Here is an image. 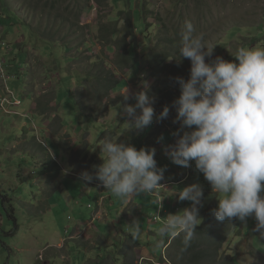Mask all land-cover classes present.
<instances>
[{"label":"rangeland","instance_id":"1","mask_svg":"<svg viewBox=\"0 0 264 264\" xmlns=\"http://www.w3.org/2000/svg\"><path fill=\"white\" fill-rule=\"evenodd\" d=\"M52 5L51 0H0V26L4 28L0 27V31L7 32V35L12 34L14 44L10 47L15 49V57H17L15 62L12 55H7L6 51L0 49V55L7 58L10 68L14 63L17 67V70L11 69L10 75L13 77L2 75L3 71L0 70V91L5 94L2 84L10 86L15 96L24 100L25 106L30 102L29 97L25 95L26 87L29 86L28 91L32 90L34 102L38 101L39 104L44 105L45 102L50 101L52 107L44 118L33 112L32 120L22 115L7 114L0 107V264H50V262L51 264H101L104 260V264H142L144 258H152L157 262L156 264L159 261H163L161 264H171L170 256L175 255L174 251L178 248L176 244L173 247L165 246V254L161 257L151 256L161 254L164 242H159V238L166 236V233L161 232L163 224L149 225L150 229L158 230V236L151 235L147 228L144 233L139 231L134 241L126 244L127 239L122 232L132 234L133 228L126 219L129 220L128 215H132L128 211L136 209V206L131 203L122 208L124 200L114 196L112 203L116 206L111 209L109 217L110 210L107 206L111 207L110 198L101 201V203L107 202V206L102 204V207H98L101 190L96 188V183L81 181L79 175L83 171L94 173V166L103 163L100 148L105 137L109 140L120 138L121 142L134 146L141 145L156 149L157 165L165 169L166 177V180L160 182H168L166 189L175 193L188 185L199 184L203 189L202 207L209 208L214 202L218 205L216 199L218 197L212 193L211 186L203 175L195 170L194 163L192 167H180L173 164L165 155V146L175 144L176 138L172 133L178 128L173 125L169 131L164 130L161 135L163 136L161 145H153L151 129L154 127L150 125L143 131L129 130V126L125 123L129 122L130 118L123 112L122 105H116V100L121 98L123 100L125 90L128 89L130 97L128 100L134 102V94L142 91L144 83H147L153 90L162 91L157 93L152 90L156 98L153 105L155 113L159 115L165 106L171 107L173 99L180 95L179 85L170 89L165 82L170 76L173 79L183 77L187 80L190 73V60H180L177 54L180 45L172 48L170 46L172 42L181 41L186 20H190L194 25L193 35L202 34L208 47L210 49L215 47L210 59L219 56L232 61L228 59L232 57L230 53L234 54L238 47L264 45V0H115L114 2L61 0L57 4L59 10L55 13L51 11ZM67 7L72 13L64 11ZM121 13L123 15H120L116 23L119 35L110 38L111 36L107 34L113 44L112 47L108 45L107 48L98 30L103 31L104 24L112 25L111 21H115ZM127 15L133 16L139 35L144 33V23L158 26L154 29L153 39L147 47L143 45L145 35L137 38L136 43L141 46L137 52V59L140 60L141 65L131 73L134 77L139 75L137 79L125 70L120 73V79L126 85L120 86L117 92L109 94V98L105 99V94H100L99 102L102 103H98L97 107L103 106L107 99L106 102L111 104V107L104 111L94 108L95 104L92 102V83L96 80H87L83 84L82 74L92 68L94 62L89 59L91 56H106L109 58L111 70L114 69L117 56L124 54V51H118L116 42L123 36L125 24L123 20ZM66 22L82 28L78 33L85 35L88 40L87 47L91 52L86 51L84 47L81 50L75 48L77 34H71L65 26ZM49 28L55 34L50 33ZM1 40L9 44L8 38L2 37ZM160 40L168 45L167 50L171 53V58H174V55L177 61L169 59L167 66L170 70L164 71L158 79H154L147 63V56L156 48ZM44 43L50 44V52L44 51ZM64 43L68 44L70 51L63 50ZM127 43L128 46L133 44L131 39ZM128 46L126 49L130 51ZM1 48L7 51L9 49L6 45H2ZM17 49L21 53H18ZM173 49L176 51L173 52ZM206 62H209V58H206ZM142 67L145 72L142 71ZM44 86L49 87L51 91L44 88L45 92L39 99L36 98L37 90L42 91ZM170 93L172 95H168ZM57 100L63 102V106L57 105ZM77 101L83 106L84 115L80 114ZM22 106H18V109L22 110ZM60 114L69 119V126H64ZM51 115L57 116L55 120L50 118L52 123L48 119ZM170 115L166 124L171 122V117L173 121L176 113ZM89 116L97 120L88 118ZM159 128L164 129L165 126ZM43 148H48L49 151ZM53 159L67 175L61 171L55 172ZM49 169L54 171L56 177V180L51 181L50 184L49 178L43 175L44 171ZM186 175L189 179L187 183L169 185ZM111 194L115 195L112 192ZM104 195L107 197V194ZM135 204L144 208L139 224L148 227V218H153L158 211L157 196L140 194L136 196ZM190 206L189 201H180L176 195L172 200L164 201L161 205L168 210L166 217L179 213L175 207L180 208L181 212ZM122 209L125 214H122ZM97 210L102 213L97 214L98 221L93 223L91 220ZM124 217L126 219L122 221ZM80 222L83 223V227H88L87 232L79 233L80 237L96 238L91 248L83 249L72 240L75 227ZM254 223L255 219L249 217L246 223L241 222L239 230H233L231 240L222 247L218 263L225 261V258L235 259L243 256L247 252L253 253L256 257L255 263L260 259V254L255 253L253 249V247L260 248L256 242L258 239L250 233ZM96 228L102 231L101 237L104 239L108 237L106 232L109 230L112 232L111 238L105 242L109 248L98 242L100 234ZM142 229L143 227L140 230ZM114 231L122 235L119 244L118 236ZM175 232L169 233L168 237ZM63 240L68 242L58 245ZM143 243L150 246L147 251L144 246H136ZM31 244L33 248H30L28 253L23 252L27 251ZM97 245L99 250L96 248ZM54 246L64 248L62 250L48 248L47 253L41 255L44 256L45 263L38 262L40 252ZM116 253L123 257L119 262L114 257ZM99 255H102L103 261Z\"/></svg>","mask_w":264,"mask_h":264},{"label":"clouds","instance_id":"2","mask_svg":"<svg viewBox=\"0 0 264 264\" xmlns=\"http://www.w3.org/2000/svg\"><path fill=\"white\" fill-rule=\"evenodd\" d=\"M140 15L143 18L141 12ZM1 28L4 29L3 27ZM194 32L193 23L190 20H186L182 29L178 55L181 58L180 60H190L191 67L187 80L183 77L174 78L177 83L174 84V87L179 85V97L172 102L171 107L165 106L162 112L157 115L153 107L156 98L154 95H150L151 87L147 83H144L143 90L134 94V102L129 105L121 104L123 112L130 118L129 122L125 124L129 126V130L136 131H143L146 127L152 125L154 129H151V132H153L151 142L157 146L161 145L159 142L163 140V136H161L162 132L164 130L169 131L173 125L176 126L178 129L172 133V136L176 138L175 144L165 146V155H167L173 164L180 167H192L194 163L195 170L203 175L204 179L211 186L212 193L215 197H218L216 198L218 205L214 202L210 206L216 207L212 209L211 214L220 222L227 221L232 223L236 219L240 224L241 222L246 223L249 217H253L256 222V227L253 231L259 233L261 238H264V45L257 44L252 47H238L234 54L230 53L234 58L232 61H227L219 56L215 57V59H210L213 56L215 47L210 49L203 35H193ZM6 33L0 31V40L2 37L8 38L9 44H5L1 40L0 49L6 51L7 55H12L16 62L17 57L13 53V48L10 47V45L14 44L11 37L12 34L8 33L7 35ZM142 35L145 34L139 35L138 33V37ZM2 45H6L9 48L8 51L2 49ZM87 50L91 52L89 48ZM17 51L20 52L19 49ZM206 58H209V62H206ZM1 65H6L10 68L9 61L2 55H0ZM140 65L139 60V67ZM10 69L16 70V64L14 63ZM0 70L3 71L2 69ZM133 71L134 69L129 72L130 76H132L131 73ZM142 71L145 72L143 67ZM82 76L84 75L82 74ZM138 76L132 77L137 79ZM83 78L84 84L88 79L85 76ZM142 78H145V76H142ZM118 80L122 83L120 74L118 75ZM2 85L5 94L0 91V107L9 114V111L13 110L10 108L12 103L9 97H13L14 93L10 86ZM122 85H126V83L123 82ZM44 88L51 91L49 87L44 86L42 91L39 90L40 97L45 92ZM4 96L5 98H3ZM129 98V92L126 89L124 99L128 100ZM22 103L23 101H19L15 105L18 107ZM61 104L60 100H57V105ZM80 105L79 103V111L82 114ZM38 106L42 107V104H38ZM108 108V104L104 103L103 106L97 109L106 111ZM170 108H172V112H170ZM42 110L44 118L45 113L52 110V108L47 107ZM172 113L173 115L176 113L173 121L172 117L170 118L173 124L171 122L166 124L169 115ZM55 117H53L54 120ZM59 117L64 126L70 125L68 118L62 117L61 114ZM88 118L97 120L91 116ZM49 122L52 123V120L50 119ZM162 125L165 126L164 129L159 128ZM104 139L100 148V152L103 154L101 155L103 163L94 166V173H89L88 171L81 172L79 179L86 183H96V188L99 190L104 189L108 198H110V195L122 198L124 200L123 206L121 205L122 207L133 203L131 199L140 194L157 196L159 207L157 214L153 218H148L150 224H163L164 227L161 229V232L166 233V235L168 232L178 230L172 234V238L167 237L160 256H151L161 257L162 254H165V246L173 247L175 245V243L173 244L174 239L179 236V233H186L185 242L187 243L192 238L201 220L199 207L203 206L202 187L199 184L188 185L183 189L177 190L175 193L167 189V193L169 194L167 196L166 193H162L164 191L162 189H166L168 182H160L166 180L164 176L165 169L158 167L155 159L156 149L154 147L134 146L130 143L121 142L120 138L118 140H109L105 137ZM44 150L49 151L48 148ZM53 160L55 162V172L61 171V173L66 174L58 162L55 159ZM43 175L49 178V184L52 183L51 181L56 180L54 171L50 169L45 170ZM188 180V176L186 175L183 178L180 177L177 182L169 183V185L185 184ZM111 192L115 195H112ZM102 195L98 207H102V204L107 206V202L101 203L104 200L102 199ZM175 195L179 197L180 201H189L191 206L183 209L181 212L180 208L175 207V210L179 213L170 214L166 217L168 210L161 207L162 202L172 200ZM112 200L110 198L111 202ZM107 207L110 210L109 215L111 216L112 208ZM141 207L143 208V206ZM99 212L97 210L91 222L98 221L97 214ZM123 219L126 218L124 217L121 220L123 221ZM126 221L131 224L133 228L132 235L135 238L140 231L139 221L134 220L131 222L127 219ZM239 226L234 230H239ZM96 230L100 234L98 242L108 247V245H105V242L111 238L112 232L110 230L106 232L108 237L104 239L101 237L103 235L102 231L97 228ZM87 231L88 227H83V223L80 222L75 227L72 236V240L83 249L91 248L92 243L96 241V238L93 236L87 239L80 237L79 233ZM106 231H108V228H106ZM114 232L117 236L121 235L117 231ZM124 233L122 232V235ZM229 240H231V237L227 241ZM66 242L68 241L63 240L58 245L65 244ZM256 242L259 245V242ZM98 246L96 247L97 250ZM259 247H253L256 251L255 253L263 254L260 245ZM30 248H33L32 244L28 247L27 251L23 252L28 253ZM48 248L62 250L64 247H47L40 252L38 262L43 261L45 263L44 256L41 255L47 253ZM174 252L176 254L170 256L171 264H175L172 258L177 255L178 249ZM246 255L250 257L243 258L244 264H255L256 257L253 253L247 252L243 256ZM119 258V261L123 259L120 256ZM143 261L142 264L148 262L152 264L157 263L152 258H144ZM161 262L163 261H159L158 264H161Z\"/></svg>","mask_w":264,"mask_h":264},{"label":"trees","instance_id":"3","mask_svg":"<svg viewBox=\"0 0 264 264\" xmlns=\"http://www.w3.org/2000/svg\"><path fill=\"white\" fill-rule=\"evenodd\" d=\"M51 1L53 2V5L51 6V8H52L51 11L53 13L58 12L59 8H58L57 4H58V1H61V0H51ZM88 1H90V0H88ZM111 1L114 2L115 0H111ZM64 11L66 13H72L70 11L69 7L65 8ZM128 13H130V15H131L130 11ZM120 15H123V13L119 14L115 18V21L114 20L111 21V23H112L111 26L109 24H104L102 26L103 31L101 29L98 30L99 34H101L102 40L105 42V45L107 48H108V45H109V47L113 46V44H112L111 40H109L107 34H109L111 36L110 38H115L119 35L118 31L116 30V29H118V28H116V23L119 21ZM123 21L125 23L124 24V30L122 31L123 36L120 37L118 39V41L116 42V47H117L118 51H124V54H122V56H117L118 60L116 59V61L114 63V65H115L114 69L111 70L109 58H107L106 56H101V55L100 56H91V57H89V59L94 62L93 66L90 70H87L83 73V75L85 76L86 79L91 80V81L96 80L92 83V95H91L92 96V102L95 104L94 108H99L100 106L97 107L98 103H102V101L99 102L100 101L99 99L101 97L100 94H102V95L105 94V99L109 98V94L115 93L118 90L119 86L122 85V83H120V81L118 80V75L120 73H122L125 70L130 72L133 69L136 70L139 68V60L137 59V52H138V49L141 48V46L136 43L137 37H138V32L136 31V28H135L133 16L127 15V16H125V19ZM143 22H144V19H143ZM62 23H63V21H62ZM65 26H66V28H68V30L71 32V34H73V35L77 34L76 35L75 48H77L79 50L80 48L84 47L86 51L90 52L89 50H87L88 40L85 38V35H80L78 33L79 30L82 28L79 27V25L75 26L74 24L67 23V22L65 23ZM157 26H158L157 24L149 25V24L145 23V25H144L145 41L143 43L144 47H147L151 43V40L153 39V31L155 28H157ZM49 32L54 33L51 28H49ZM130 39L132 40L133 44H130L128 46L127 41H129ZM180 43H181V41L172 42L170 44V46H171V48L177 47L180 45ZM44 45H45V48H44ZM127 46H128V48H130V51H127V49H126ZM43 48H44V51L46 53L50 52V50H51V46L49 43H44ZM46 48H48V49H46ZM62 48L65 52H66V50L70 51L68 49L69 46L67 43H64L62 45ZM73 48L74 47L72 46V49ZM167 49H168V45H166L162 40H160L158 45L156 46V48H154L150 52V54L147 56V63H148L149 69L152 73V77L154 79H158L159 76L164 71L170 70V68L167 66L169 59H174L175 62L177 61V59L174 55H173L174 58H171L172 55ZM174 51H176V50L173 49V52ZM173 52H172V54H173ZM13 53H15L14 49H13ZM18 53H20V52L18 51ZM177 54H178V52H177ZM228 59L233 60L234 58L230 57ZM0 69L3 70V75L6 74L9 77H13L10 75L11 69L9 67H7L6 65H1ZM16 70H17V67H16ZM165 83H168L167 86L170 89L175 88L173 85L177 84L175 82V80H173L172 76H170L167 79V82H165ZM152 90L153 89L151 88L150 94H152L153 91H155L157 93H162L161 90H159V92L156 90H153V91ZM165 90H166V87L164 86V88H163L164 93H165ZM99 91H103V92L100 93ZM25 95L29 97L30 102H31V98L33 96L30 93H28L27 91H25ZM37 95H39L38 92L35 96L37 97ZM168 95H172V94L170 93ZM3 98H5V96ZM73 98H74V96H73ZM167 98H169V96H167ZM9 99L11 100V103H12V105H10V108L18 111L19 109L15 105V103L22 101V100L20 98H17L15 96V94L13 95V97H9ZM75 99H76V96H75ZM173 100H175V99H173ZM106 101H105V103H107ZM77 103L79 106L78 101H77ZM130 103L131 102L129 100H125L124 98H123V100H122V98L116 100L117 106H119L121 104L129 105ZM107 104L109 107H111L110 102ZM25 106H24V100H23L22 110H19L20 111L19 115H22L24 118L32 120L31 117H33V115H32L33 112H37L36 114H38V115H43L41 107L38 108L41 113L38 111H33L31 113H27L24 110ZM80 110H81V112L83 111V106H81V105H80ZM161 142H159V143H161ZM214 208H216V207H210L207 209H203L202 207H199V216L201 218V220L199 221L200 224L198 223V226H197L192 238L190 240H188L187 243L185 242L186 241V233L185 232L179 233V236L174 239V243L178 246L177 255L172 258V260L175 264H238L236 262V260L233 258H225V261L218 263L219 262L218 256L221 254V249H222L223 244L231 237L233 230L238 228V226L240 225V222H238V220H236V219H234L232 221V223L227 222V221L226 222H220V221L216 220V218L211 214V211ZM13 212H14V210H13ZM12 216L14 217V213L12 214ZM162 217H165V216H162ZM139 227H140V229H141V227H143V229L140 231L144 233L145 230L147 228H149V225H148V227H145L143 224H139ZM255 227H256V222L251 227V233H252V235H254L256 237V239H258L259 245L263 249V254H260V259L255 264H264V238H261L259 236V233H256L253 231V229ZM149 231H150L151 235L158 236V230H156V228H153V229L149 228ZM168 235H169V232L167 233L166 236L165 235L161 236L159 238V242H165ZM123 236H126L125 237L127 239L126 244H128V242L134 241V239H135L133 237V235L130 233H124ZM170 238H172V234H171ZM117 239H119L118 244L121 243L122 236L121 237L118 236ZM136 246H144L145 248L150 247L144 243L138 244ZM99 257H100V259H102V261L104 260L102 255H99ZM114 257L116 258L117 261L120 260L117 253ZM104 262H105V260L101 264H104Z\"/></svg>","mask_w":264,"mask_h":264},{"label":"crops","instance_id":"4","mask_svg":"<svg viewBox=\"0 0 264 264\" xmlns=\"http://www.w3.org/2000/svg\"><path fill=\"white\" fill-rule=\"evenodd\" d=\"M139 11V10H138ZM38 88V87H37ZM28 89H29V86H27L26 87V91L28 92V93H30L33 97L31 98V102H29L25 107H24V110L27 112V113H31V112H33V111H38V112H40L39 111V106H38V101H36V102H34V94L32 93V90H29L28 91ZM37 92L39 93V90H37ZM39 97H40V93H39V95H37V97L36 98H38L39 99ZM50 104L51 103H48V101L47 102H45V104L44 105H42V107H41V109H45V108H47V107H50V108H52L51 106H50ZM23 105V103L21 104V106ZM19 110L17 111V110H15V111H13V110H10L9 111V114L11 115V114H19ZM41 113V112H40ZM42 116H44V113H43V110H42ZM46 114V113H45ZM56 115H51V116H49L48 117V119L50 120V118H53V117H55ZM101 188H103L102 186H100ZM106 191H104V189H102L101 191H100V193L102 194L103 193V195H102V199H106V198H108V197H106V196H104V193H105ZM99 193V194H100ZM162 193L164 194V193H166V194H168L167 193V189H164V191H162ZM109 194H110V191H109ZM110 198L111 199H113V197L110 195ZM118 199H120V198H118ZM132 201H133V204L136 206V209H134V210H132V211H128V213H131L132 215L130 216V215H128V219H129V221H131V222H133L134 220H138L139 222H140V219H141V215H142V211H143V208L141 207V206H138V205H136L135 204V201H136V197H134L133 199H131ZM129 202V201H128ZM112 203V202H111ZM115 206H116V204L114 203H112L111 204V208L112 209H114L115 208ZM122 206H123V204H122ZM121 206V207H122ZM123 208V207H122ZM100 213H102V211H100ZM122 214H125V213H123V209H122ZM109 217H110V215H109ZM100 218V217H99ZM148 224H150V221L148 220ZM170 233V232H169Z\"/></svg>","mask_w":264,"mask_h":264},{"label":"water","instance_id":"5","mask_svg":"<svg viewBox=\"0 0 264 264\" xmlns=\"http://www.w3.org/2000/svg\"><path fill=\"white\" fill-rule=\"evenodd\" d=\"M244 257H250V256L246 255V256L238 257V258L236 259L237 263H239V264H244V260H243ZM251 258H252V257H251ZM252 259H253V258H252Z\"/></svg>","mask_w":264,"mask_h":264},{"label":"bare ground","instance_id":"6","mask_svg":"<svg viewBox=\"0 0 264 264\" xmlns=\"http://www.w3.org/2000/svg\"><path fill=\"white\" fill-rule=\"evenodd\" d=\"M111 25V24H110Z\"/></svg>","mask_w":264,"mask_h":264}]
</instances>
